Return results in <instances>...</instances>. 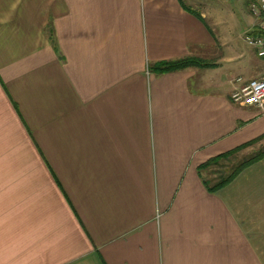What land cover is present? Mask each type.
<instances>
[{
	"label": "crops",
	"instance_id": "0c3cea01",
	"mask_svg": "<svg viewBox=\"0 0 264 264\" xmlns=\"http://www.w3.org/2000/svg\"><path fill=\"white\" fill-rule=\"evenodd\" d=\"M200 1L0 0V264H264V156L200 171L264 135V57Z\"/></svg>",
	"mask_w": 264,
	"mask_h": 264
},
{
	"label": "rangeland",
	"instance_id": "374dc122",
	"mask_svg": "<svg viewBox=\"0 0 264 264\" xmlns=\"http://www.w3.org/2000/svg\"><path fill=\"white\" fill-rule=\"evenodd\" d=\"M249 1L250 0H201L200 2H204L203 4L209 5H207L208 8H206L207 15L205 21L206 24L210 26L209 29L211 32L215 30L218 38L219 34L222 33L221 38H223V40L224 34H226L228 37L230 36L231 40H233L234 43H237L239 47L254 50V47L252 48V46H250L244 39V28L242 27L239 16V14L243 11L251 14ZM188 3L190 4V2ZM197 6L203 5L199 4ZM231 11H234L235 15H231ZM237 12L238 16L236 15ZM263 148L264 141L256 144L254 143L251 146L238 151L229 159L221 160L220 164L210 167L208 170L209 173H205L206 178L211 179L213 177H217L220 173L227 171L242 161L256 155Z\"/></svg>",
	"mask_w": 264,
	"mask_h": 264
},
{
	"label": "built area",
	"instance_id": "2783aa9c",
	"mask_svg": "<svg viewBox=\"0 0 264 264\" xmlns=\"http://www.w3.org/2000/svg\"><path fill=\"white\" fill-rule=\"evenodd\" d=\"M250 8L258 24L244 33V39L264 57V0L252 2ZM237 81L243 82V78L238 77ZM232 100L239 105L259 107L264 112V77L244 81L232 92Z\"/></svg>",
	"mask_w": 264,
	"mask_h": 264
},
{
	"label": "trees",
	"instance_id": "16d2710c",
	"mask_svg": "<svg viewBox=\"0 0 264 264\" xmlns=\"http://www.w3.org/2000/svg\"><path fill=\"white\" fill-rule=\"evenodd\" d=\"M255 32L259 33L260 31L255 30ZM51 35L54 36L53 32L51 33ZM53 42L57 48L55 39ZM58 51H59V48H58ZM199 65H204V63L202 62L201 59H199L197 57L189 56V57H185V58L177 59V60H173V61H161V62L152 64L150 67V70L159 74V73L179 70V69L186 68L189 66H199ZM263 137H264V135L254 139V140L250 141L249 143H246V144H244V145H242V146H240V147H238L232 151L218 155V156L208 160L207 162H205L204 164H202L200 166V171L203 173V171H207L210 167L217 165V164H220L221 160L229 159L231 156L235 155L242 148L254 144L255 142L261 140ZM263 156H264V150L261 151L259 154L254 155L245 161H242L241 163H239L235 167H232L229 171H224V172L220 173L216 177V179L205 178V176L203 174H202V177H204V182L208 186V189L210 191H216L217 189L228 184L239 173V171L244 166H246L247 164H249L251 162H254V161L260 159Z\"/></svg>",
	"mask_w": 264,
	"mask_h": 264
}]
</instances>
